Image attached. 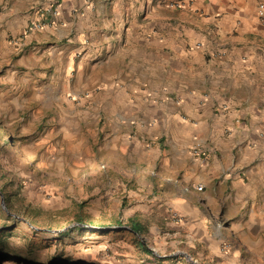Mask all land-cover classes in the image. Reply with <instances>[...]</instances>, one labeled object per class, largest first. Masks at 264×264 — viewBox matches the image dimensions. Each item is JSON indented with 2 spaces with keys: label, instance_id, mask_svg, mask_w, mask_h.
Here are the masks:
<instances>
[{
  "label": "rangeland",
  "instance_id": "obj_1",
  "mask_svg": "<svg viewBox=\"0 0 264 264\" xmlns=\"http://www.w3.org/2000/svg\"><path fill=\"white\" fill-rule=\"evenodd\" d=\"M58 1L0 0V189L11 205V217L0 212L9 235L0 264H264V241L242 251L255 238L219 220L207 243L186 236L165 199L172 184L134 159L143 144L122 133L114 140L111 118L121 102L104 99L102 86H79L98 69L71 71L68 38L54 40L52 26L31 30ZM131 21L103 20L97 29L100 40L114 38L112 49L102 46L115 64L136 47ZM69 57L71 67L82 54ZM133 219L145 231L133 232Z\"/></svg>",
  "mask_w": 264,
  "mask_h": 264
},
{
  "label": "crops",
  "instance_id": "obj_2",
  "mask_svg": "<svg viewBox=\"0 0 264 264\" xmlns=\"http://www.w3.org/2000/svg\"><path fill=\"white\" fill-rule=\"evenodd\" d=\"M59 2L50 32L68 38L67 61L82 54L68 69L82 77L98 69L96 80L79 86H102L104 99L121 102L111 118L114 140L122 133L143 144L134 159L172 184L165 199L186 236L207 243L222 223L255 238L242 251L254 250L264 241V27L257 16L264 0ZM116 19L137 26L136 47L121 65L107 50L114 38L100 40L97 30Z\"/></svg>",
  "mask_w": 264,
  "mask_h": 264
},
{
  "label": "built area",
  "instance_id": "obj_3",
  "mask_svg": "<svg viewBox=\"0 0 264 264\" xmlns=\"http://www.w3.org/2000/svg\"><path fill=\"white\" fill-rule=\"evenodd\" d=\"M61 7L62 4L61 2H57L56 4L51 5L49 8L45 9L44 18H41V20L33 23V25L31 26V30L32 31H36V30H42L44 28H46L47 26H52L56 24V19L58 18V16L60 15L61 12ZM257 16L262 24V26L264 27V5H260L258 12H257ZM51 17V18H50ZM46 19V21L44 20ZM44 20V21H43ZM196 154H200V151L198 149H195ZM207 161L206 157H202L201 162L203 164H205ZM197 190H202L203 186H198L196 187Z\"/></svg>",
  "mask_w": 264,
  "mask_h": 264
},
{
  "label": "trees",
  "instance_id": "obj_4",
  "mask_svg": "<svg viewBox=\"0 0 264 264\" xmlns=\"http://www.w3.org/2000/svg\"><path fill=\"white\" fill-rule=\"evenodd\" d=\"M0 131H4V129H0ZM13 142H15V141H13ZM0 195L1 196L4 195L3 201L5 203V207L3 206L2 203H0V212L2 214H6V215L11 217L10 212H9L11 210V205L9 204V198L5 194L3 189H0ZM130 226H131V229L133 232H136L139 234L142 233L143 231H145V229H146V226L142 223H139L136 219H133L132 221H130ZM4 236H5V229L3 227V228H0V249L2 248L1 246H4L6 244V239L9 238L8 234L6 235L5 238H4ZM6 248L7 247H5L4 249H6Z\"/></svg>",
  "mask_w": 264,
  "mask_h": 264
},
{
  "label": "bare ground",
  "instance_id": "obj_5",
  "mask_svg": "<svg viewBox=\"0 0 264 264\" xmlns=\"http://www.w3.org/2000/svg\"><path fill=\"white\" fill-rule=\"evenodd\" d=\"M108 167V165H104V166H102L101 168H98V169H96V170H91V172H94V171H103V169H106Z\"/></svg>",
  "mask_w": 264,
  "mask_h": 264
},
{
  "label": "water",
  "instance_id": "obj_6",
  "mask_svg": "<svg viewBox=\"0 0 264 264\" xmlns=\"http://www.w3.org/2000/svg\"><path fill=\"white\" fill-rule=\"evenodd\" d=\"M3 206L5 207V204H4V202H3Z\"/></svg>",
  "mask_w": 264,
  "mask_h": 264
}]
</instances>
